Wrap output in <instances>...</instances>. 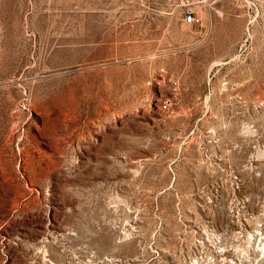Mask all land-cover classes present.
Here are the masks:
<instances>
[{"label":"rangeland","instance_id":"374dc122","mask_svg":"<svg viewBox=\"0 0 264 264\" xmlns=\"http://www.w3.org/2000/svg\"><path fill=\"white\" fill-rule=\"evenodd\" d=\"M198 10L0 0V264H264V0Z\"/></svg>","mask_w":264,"mask_h":264},{"label":"built area","instance_id":"2783aa9c","mask_svg":"<svg viewBox=\"0 0 264 264\" xmlns=\"http://www.w3.org/2000/svg\"><path fill=\"white\" fill-rule=\"evenodd\" d=\"M208 0H179L183 20L187 24L198 25L202 23V17L199 13L198 6Z\"/></svg>","mask_w":264,"mask_h":264},{"label":"bare ground","instance_id":"6f19581e","mask_svg":"<svg viewBox=\"0 0 264 264\" xmlns=\"http://www.w3.org/2000/svg\"><path fill=\"white\" fill-rule=\"evenodd\" d=\"M101 45L102 43H100L96 38H94V36H88L85 34L81 36V39L79 41H73V45L71 46L70 49L71 50H82L85 53H92L94 50L99 48Z\"/></svg>","mask_w":264,"mask_h":264}]
</instances>
